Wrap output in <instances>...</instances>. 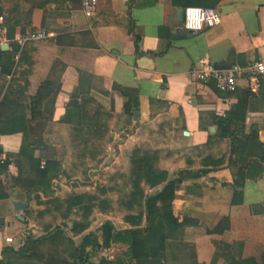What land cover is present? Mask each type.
I'll return each instance as SVG.
<instances>
[{
    "label": "crops",
    "instance_id": "obj_1",
    "mask_svg": "<svg viewBox=\"0 0 264 264\" xmlns=\"http://www.w3.org/2000/svg\"><path fill=\"white\" fill-rule=\"evenodd\" d=\"M191 7L217 11L222 23L182 33L178 12ZM0 12L9 41L0 47L7 46L2 51L15 63L7 75L0 70V81H5L0 93V159L9 163L8 172L0 164V259L8 246L20 247L24 235L15 239L16 245H8L5 237L39 229L38 222L47 217L53 222L59 213L51 208L52 199L64 203L70 195L95 194L101 184L114 185L112 177L130 171V162L121 166V156L129 157L143 146L163 153L160 168L168 171L169 181L182 171L199 172L202 158L226 157L222 168L184 181L173 214L180 222L189 218L199 223L201 228L186 229V242L195 246L199 264H208L213 241L244 242L243 257L260 258L264 215L252 210L264 206V175L245 183L243 205H231V141L220 139L216 118L241 109L245 125L233 131L247 136L257 129L264 143V85L252 93L247 82L240 81L235 93L226 94L214 84L200 83L192 72L209 64L244 67L264 55V0H99L92 18L85 16L83 0H0ZM37 31L51 37L23 48L15 43ZM45 83L53 84L56 94L44 100L35 118L31 101ZM30 157L42 167L52 162L58 169L51 195L35 191L45 183L35 177ZM113 170L116 173L109 174ZM105 176L107 182H98ZM165 187L147 195H158ZM16 203L28 205L21 212L24 222ZM124 216L96 213L78 239L106 221L129 229ZM224 218L230 219L229 231L205 235V228L213 230Z\"/></svg>",
    "mask_w": 264,
    "mask_h": 264
},
{
    "label": "trees",
    "instance_id": "obj_2",
    "mask_svg": "<svg viewBox=\"0 0 264 264\" xmlns=\"http://www.w3.org/2000/svg\"><path fill=\"white\" fill-rule=\"evenodd\" d=\"M14 68L13 57L0 47L1 74L5 75L7 71L11 73ZM0 86L1 93L5 87L3 79ZM55 94L53 84L45 83L40 87L31 101L33 117L40 114L44 100ZM240 113L241 109H237L227 118H216L220 139L229 138L231 141L228 165L234 172L232 206L244 204V188L248 180L258 181L264 175V143L259 139L258 130H253L247 136L233 131L245 125V119L239 117ZM214 138L209 140V144ZM196 151L200 152L201 148ZM198 157L202 158V155ZM163 158L162 152L150 147L136 148L129 158L128 175L117 173L112 177L114 185L101 184L95 194L70 195L64 203L52 199L51 208L59 214L53 216L52 223L44 226L45 234L37 239L31 236L23 238L18 248L8 246L2 253L0 264H190V260L195 256L197 258V255L195 246L186 242V229L201 227L197 221L189 218L180 222V218L173 214L176 193L184 181L200 179L209 174L210 168H222L227 158H202L199 172L182 171L173 181H169L168 171L160 168ZM30 160L35 177L45 183L35 191L51 195L52 180L59 174L58 169L52 162H46L42 167L40 160L35 161L32 157ZM2 168L8 172L9 163L5 161ZM165 184L160 194L147 195L149 190ZM116 193L117 200L111 199L110 195ZM117 212L125 213L123 219L129 229L120 230L112 221H106L101 228L84 236L76 244L74 238L81 237L90 229L96 213L110 216ZM252 213L264 215V206L254 207ZM230 228V219L224 218L213 230L205 228L204 233L206 236H221ZM212 244L215 250L210 264H218L221 260L225 264H264V248L259 259H245L244 242L228 245L213 241ZM115 246H123L125 250L111 260L105 253ZM94 258H99V261L95 262Z\"/></svg>",
    "mask_w": 264,
    "mask_h": 264
},
{
    "label": "built area",
    "instance_id": "obj_3",
    "mask_svg": "<svg viewBox=\"0 0 264 264\" xmlns=\"http://www.w3.org/2000/svg\"><path fill=\"white\" fill-rule=\"evenodd\" d=\"M99 0H83V12L87 18L95 16ZM222 23L220 14L215 10H206L201 8L185 9V19L183 28L188 32H200L205 29L214 28ZM51 37L46 31L30 32L18 38L15 43L23 48L27 43L42 41ZM5 30V17L0 12V44H8ZM194 77L202 84H214L216 88L226 94H233L239 89V82H247L252 93H259L264 85V55L254 63L247 66L234 65L228 69H221L216 65H206L202 69L194 70ZM4 161L0 159V164ZM20 238V242L23 241ZM8 245H16L13 237H5Z\"/></svg>",
    "mask_w": 264,
    "mask_h": 264
},
{
    "label": "rangeland",
    "instance_id": "obj_4",
    "mask_svg": "<svg viewBox=\"0 0 264 264\" xmlns=\"http://www.w3.org/2000/svg\"><path fill=\"white\" fill-rule=\"evenodd\" d=\"M128 156L127 155H122L121 156V166H125V164L124 163H126V162H129V157L127 158ZM112 160V159H111ZM108 162V161H107ZM110 162V161H109ZM125 168H127V167H124V171H125ZM128 171V170H127ZM126 171V172H127ZM120 172V171H119ZM126 172H124V173H126ZM116 172L113 170V171H109V174H115ZM109 180V178L107 177V176H105V177H102V178H100L99 180H98V182L99 181H102V182H107ZM117 194V193H116ZM116 194H114L113 195V200H117V195ZM117 214H124L123 212H117ZM120 218H122V215H120L119 216ZM52 223V218H45L44 219V221L43 222H38L39 223V229H37V228H34L33 227V229L32 230H27L26 229V231L25 232H18V234L17 235H13V238L14 239H18V236H20L21 234H23L25 237H29V236H31L32 238H35V239H37V238H39V237H41V234L43 233L42 232V225L43 224H45V223ZM33 230L35 231V232H33ZM13 233V231H10V234H12ZM71 237H73V235L70 233L69 234ZM74 240H75V242H76V244H79V242H80V239H78V238H74ZM229 245V244H228ZM125 250V247H113L110 251H108V252H106L105 253V255L106 256H108L110 259L111 258H114V257H116V256H118V255H120V254H122V252ZM252 252L253 251H251V252H249L248 251V254L250 253V254H252ZM244 253V252H243ZM212 258H213V255H211L210 256V258L207 256L206 257V261H208V262H206V263H208V264H210L211 263V261H212ZM245 259H247V258H245ZM95 262H98L99 261V258H94L93 259ZM190 264H199V261H198V259L196 258V256L194 257V259H192V260H190ZM218 264H225V261H223V260H221V261H219V263Z\"/></svg>",
    "mask_w": 264,
    "mask_h": 264
},
{
    "label": "water",
    "instance_id": "obj_5",
    "mask_svg": "<svg viewBox=\"0 0 264 264\" xmlns=\"http://www.w3.org/2000/svg\"><path fill=\"white\" fill-rule=\"evenodd\" d=\"M178 19L180 22H183L184 19H185V10H180L178 12ZM182 33L184 34H191V33H195V32H188L186 31L185 29L182 30ZM2 50L3 51H6L7 50V46H2ZM139 114L137 113L136 116H138ZM186 136H188V133H185ZM16 210H17V213H18V218L21 220V222H24V219L23 217L21 216V212L25 209L28 208V205L27 204H22V203H16Z\"/></svg>",
    "mask_w": 264,
    "mask_h": 264
}]
</instances>
